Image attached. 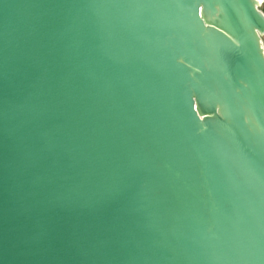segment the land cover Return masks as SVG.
Masks as SVG:
<instances>
[{
	"label": "water",
	"instance_id": "obj_1",
	"mask_svg": "<svg viewBox=\"0 0 264 264\" xmlns=\"http://www.w3.org/2000/svg\"><path fill=\"white\" fill-rule=\"evenodd\" d=\"M257 0H0V264H264Z\"/></svg>",
	"mask_w": 264,
	"mask_h": 264
},
{
	"label": "rangeland",
	"instance_id": "obj_2",
	"mask_svg": "<svg viewBox=\"0 0 264 264\" xmlns=\"http://www.w3.org/2000/svg\"><path fill=\"white\" fill-rule=\"evenodd\" d=\"M259 9H260V11L261 12H263L264 13V0H262V2H260V4H259V7H258ZM263 45H264V37H263Z\"/></svg>",
	"mask_w": 264,
	"mask_h": 264
},
{
	"label": "bare ground",
	"instance_id": "obj_3",
	"mask_svg": "<svg viewBox=\"0 0 264 264\" xmlns=\"http://www.w3.org/2000/svg\"><path fill=\"white\" fill-rule=\"evenodd\" d=\"M257 2L260 4V2H262V0H257Z\"/></svg>",
	"mask_w": 264,
	"mask_h": 264
}]
</instances>
